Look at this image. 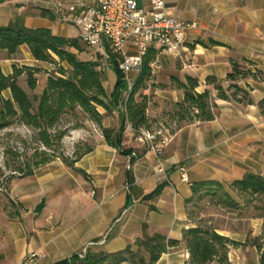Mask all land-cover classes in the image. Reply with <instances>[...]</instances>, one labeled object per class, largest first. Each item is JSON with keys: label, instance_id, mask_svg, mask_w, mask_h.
<instances>
[{"label": "crops", "instance_id": "1", "mask_svg": "<svg viewBox=\"0 0 264 264\" xmlns=\"http://www.w3.org/2000/svg\"><path fill=\"white\" fill-rule=\"evenodd\" d=\"M139 1L140 7H146V0ZM62 4L92 6L94 0H64ZM165 5L168 15L195 27L186 33L177 55L159 52L158 56L175 64L177 80L196 78L197 93L210 89L216 106L214 119L184 125L174 132L159 129L170 142L155 154L133 139L134 132L123 122L119 106L115 120H103V128L114 131L113 142L119 148L101 138L94 150L74 165L85 177L74 174L61 161H53L30 177L12 180L8 192L0 194V264H23L30 253L37 254L31 264H55L87 249L116 253L133 247L142 238L144 226L150 236L159 234L178 241L183 230L211 228L236 243L228 246L230 264H260L264 196L239 195L229 185L249 173L264 177V115L258 108L264 100V0H165ZM42 9L52 12L55 20L41 17ZM60 12L55 0H0V27L22 17L28 29L45 28L56 36L79 39L76 28L58 20ZM127 49L134 52L131 45ZM19 51L31 63L39 64L26 47ZM87 51L93 56L84 61L98 59L92 49ZM15 62L0 51L4 75L11 74ZM232 63L251 74L234 82L248 92L250 104L217 99L216 91L206 84L207 77H214L227 89L233 84L226 81ZM105 70L111 81L110 97L115 75L112 67ZM136 77L130 73L125 82L131 84ZM155 100L156 106L147 113L150 119L181 102L183 92L161 91ZM180 168L189 184L181 181ZM205 181L220 183L236 208L209 200L200 212L199 199L186 204L192 197L191 185ZM159 185H164L160 195L141 200ZM127 196L131 205L124 209ZM144 257L148 259L146 253ZM188 261L189 252L180 245L162 254L155 264Z\"/></svg>", "mask_w": 264, "mask_h": 264}, {"label": "trees", "instance_id": "2", "mask_svg": "<svg viewBox=\"0 0 264 264\" xmlns=\"http://www.w3.org/2000/svg\"><path fill=\"white\" fill-rule=\"evenodd\" d=\"M39 15L51 21L55 15L48 10H40ZM78 38H65L54 35L50 29H28L24 25L22 17H16L7 26L0 27V51L5 52L7 59L19 52L21 47H26L32 59L38 63L57 65L59 69L55 74L49 75L45 87L40 96H28L18 85L20 77L25 76L26 85L30 91L36 87L35 76L39 73L37 68L22 66L11 67V74L4 75L0 65V131L18 123L27 127L35 134L38 148L22 164L12 168V177L8 178L5 186L12 180L30 177L35 170L60 159L74 174L85 177V172L74 165L85 155L91 153L93 148H87L82 154L73 153L72 158L56 152L61 145L65 130L58 129L61 119L77 110L84 114L90 121L101 129V134L107 145L118 149L113 142V130L102 127L103 116L118 111L122 107L123 122L128 124L137 136L140 130L156 131L164 126L160 122L147 116V101L145 98L137 102L136 93L145 89V84L152 75V65L155 63L158 51L149 49L142 58L140 72L132 82L131 91L126 100L119 102L125 80L120 73L117 63L112 60V71L115 75L110 97L104 89V76L98 60L84 61L78 58V54L84 51ZM210 45L217 43L210 41ZM114 63V64H113ZM67 66L65 70L62 65ZM251 75L243 71L238 64L232 63L231 72L226 76V81L231 82L227 89L214 77H207L206 84L216 91V98L224 101L250 104L248 92L240 89L234 82L239 78ZM253 75V74H252ZM255 76V74L253 75ZM176 89L183 92V100L173 104L174 113L172 122L179 129L184 125L194 122H210L216 115V106L212 103L210 89L203 93H197L198 81L193 77H186L184 82L174 80ZM9 93V98L3 96ZM230 92V94H227ZM258 108L264 115V100L258 103ZM98 109L104 111L102 115ZM165 128V127H164ZM173 132V131H171ZM124 153V151H123ZM128 182L132 183L130 173L127 172ZM164 185H159L151 193L144 195L141 200L148 201L160 195ZM232 192L245 196H264V177L254 174H246L241 180L229 185ZM192 197L186 204L196 199L209 197L211 202L221 204L229 208H235L236 202L230 197L224 187L215 181H205L191 185ZM131 205V200L126 198L124 209ZM183 245L189 252V261L186 264H230L228 262V246H236V243L218 235L213 229L197 227L182 231L181 240L167 239L166 237L146 233L143 227V236L137 239L133 247H127L122 251L107 254L104 252L85 251L82 259L79 254L55 264H155L159 257L171 249ZM148 255L145 259L144 254ZM260 264H264V252H262Z\"/></svg>", "mask_w": 264, "mask_h": 264}, {"label": "built area", "instance_id": "3", "mask_svg": "<svg viewBox=\"0 0 264 264\" xmlns=\"http://www.w3.org/2000/svg\"><path fill=\"white\" fill-rule=\"evenodd\" d=\"M63 2L55 0L61 11L58 20L76 28L81 43L99 53L105 67H111L114 60L124 80L130 73L140 72L142 58L151 48L168 56L177 55L186 33L195 27L168 15L165 0H146V7H140L138 0H94L92 6L65 7ZM128 45L134 52L127 49ZM136 140L155 154H160L170 142L162 130L140 131ZM179 173L181 181L189 184L185 170L180 168ZM84 255L85 251L79 258ZM36 258L37 254L30 253L23 264H31Z\"/></svg>", "mask_w": 264, "mask_h": 264}, {"label": "rangeland", "instance_id": "4", "mask_svg": "<svg viewBox=\"0 0 264 264\" xmlns=\"http://www.w3.org/2000/svg\"><path fill=\"white\" fill-rule=\"evenodd\" d=\"M140 4V1L138 0ZM141 6V5H140ZM62 23V22H61ZM64 24V23H63ZM68 25V24H66ZM81 44V43H80ZM84 51L78 54V58L80 60L91 59L93 54L90 51H87L86 46L81 44ZM95 55H98V61L101 65V72L104 76L105 82L103 84L106 95L109 96V91L111 89V81L109 80V72L105 70V64L103 62V57L94 52ZM13 59H16L15 62L18 68L22 67L20 64H32L33 68H37L39 73L35 76L36 78V87L33 91H30L26 85V78L22 76L18 79V85L27 93L28 96H40L43 91L46 80L49 75L55 74L59 67L57 65L50 64H35L31 63V61L25 57L22 52H18L14 56ZM107 63V62H106ZM111 63V62H110ZM110 63H107L109 65ZM112 64V63H111ZM114 64V63H113ZM62 67L67 70V66L64 64ZM175 64L171 61H166L162 56H156L155 63L152 65V75L150 80L145 84V89L139 90L135 95V100L139 102L143 98L147 101V111L153 110V108L157 104V100L155 98L158 97V94L161 91H169V90H177L176 84L174 80H177L175 77ZM124 78V76H123ZM133 81V80H132ZM132 83L128 84L125 82L123 84V89L125 92L122 93L121 100L124 101L128 97L131 91ZM3 96L5 98H9V93L4 92ZM122 109V107H121ZM103 113L102 109H98ZM174 113V107L170 106L165 109L162 114L159 116L153 117V120L160 122L162 126H164L168 131H175L176 125L172 122V116ZM117 112L114 110L112 113L103 116L104 119H116ZM102 120V127H103ZM58 129L65 130L66 135L63 137L61 141V145L55 153L56 156L62 154L63 156H67L72 158L73 153L77 152L78 154H82L86 151L87 148H95L97 142L103 138L101 134V129L94 122L90 121L84 114L80 111H76L74 114H69L64 116L58 127ZM143 131L144 130H140ZM139 131V133H140ZM138 133V134H139ZM136 137L134 133L133 139ZM135 140V139H134ZM38 148V145L35 141V134L33 131L24 127L18 123H14L12 126L8 127L5 130L0 131V194H6L9 189V185L5 186L8 178L12 177V168L17 164H22L25 161V157L29 158L35 149ZM55 161H61L60 159H56ZM235 193V192H234ZM238 194V193H237ZM209 201V197H203L198 200V208L197 211L200 212L205 211L203 206L205 203ZM236 208V207H235ZM199 214V212H197Z\"/></svg>", "mask_w": 264, "mask_h": 264}]
</instances>
